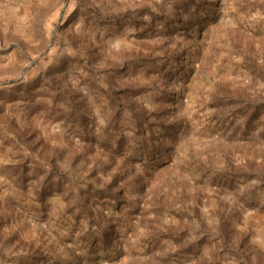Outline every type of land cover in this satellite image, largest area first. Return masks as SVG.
<instances>
[{
	"label": "rangeland",
	"instance_id": "rangeland-1",
	"mask_svg": "<svg viewBox=\"0 0 264 264\" xmlns=\"http://www.w3.org/2000/svg\"><path fill=\"white\" fill-rule=\"evenodd\" d=\"M0 264H264V0H0Z\"/></svg>",
	"mask_w": 264,
	"mask_h": 264
}]
</instances>
